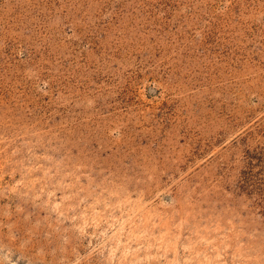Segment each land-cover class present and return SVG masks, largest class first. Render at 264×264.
I'll return each instance as SVG.
<instances>
[{
	"label": "rangeland",
	"instance_id": "1",
	"mask_svg": "<svg viewBox=\"0 0 264 264\" xmlns=\"http://www.w3.org/2000/svg\"><path fill=\"white\" fill-rule=\"evenodd\" d=\"M0 264H264V0H0Z\"/></svg>",
	"mask_w": 264,
	"mask_h": 264
}]
</instances>
